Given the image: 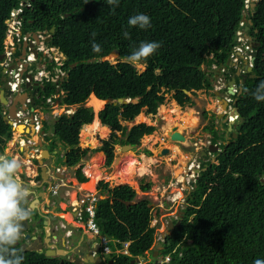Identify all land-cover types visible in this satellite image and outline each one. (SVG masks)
Listing matches in <instances>:
<instances>
[{"label": "trees", "instance_id": "1", "mask_svg": "<svg viewBox=\"0 0 264 264\" xmlns=\"http://www.w3.org/2000/svg\"><path fill=\"white\" fill-rule=\"evenodd\" d=\"M247 1L118 0L113 11L105 0H0V56L4 53L6 21L21 10L22 33L46 32L50 35L47 47L57 48L65 57L61 70L66 77L55 83L44 81L38 105L51 99L67 107L77 106L74 119V114L68 116L67 123L73 119L75 131H79L94 122L93 108L84 106L88 98L95 96L101 103L107 99L129 101L107 104L98 113L101 126L110 135L100 141L94 153H103L106 167L113 162L116 145L138 147L142 137L155 131L145 124L130 129L123 124L132 123L141 113L155 116L165 95L171 94L182 108L193 105L191 97L197 92L212 90L211 79L218 69L227 67L237 44L234 38L242 17L250 21L245 27L255 45V57L233 105L241 121L234 123L226 138L227 132L213 131L212 124L204 128L212 145L221 142L219 152L214 163L207 161L200 166L186 208L178 218L179 227L161 243L159 253L168 255L170 264H264V101L252 96L264 82V0H254L252 9L250 2L246 8ZM138 13L150 17V27L128 26L129 17ZM151 41L160 42L161 47L139 63L144 66L139 74L125 58L141 42ZM93 42L101 46L99 53L93 52ZM111 55H116L115 64L103 61ZM54 67L53 63L47 67L51 77ZM59 92L62 94L54 98ZM1 110L0 105L2 149L3 139H11V130ZM52 133V150L58 144L70 149L65 154L67 167L86 158L88 151L75 149L77 138L67 135L65 118L52 126ZM144 154L150 156L148 151ZM76 176L80 183L87 180L79 169ZM99 186L106 192V199L99 200L95 210L100 233L117 241L110 245L112 250H121L122 244L129 242L130 257L114 253L106 264H130L150 253L156 244V228L151 227L149 202H135L136 193L128 186L110 189L102 182ZM149 189V184L141 186L142 192ZM15 247L24 256L23 264H60L58 258ZM62 263L73 264L67 260Z\"/></svg>", "mask_w": 264, "mask_h": 264}, {"label": "clouds", "instance_id": "2", "mask_svg": "<svg viewBox=\"0 0 264 264\" xmlns=\"http://www.w3.org/2000/svg\"><path fill=\"white\" fill-rule=\"evenodd\" d=\"M253 2H255V1L254 0L250 1V3H253ZM105 4L107 6H112V10L114 11L115 10V6H118V0H105ZM13 13H17L14 21H19L20 22V31H19L20 32V34H19L20 37H19V41L16 44H14L13 49L11 51V54L7 55L5 57L6 52H8L7 54H9L10 49H11L9 47L8 43H7V40H6L7 39V31H6L5 39H4V42H3L4 53H3V55H1L3 57L0 60V67L2 68V77L0 79V95H2L3 92H5L4 85H6L7 89L10 90L11 92H13V94H14V95H11L8 98H5L8 106L11 105V102H12L14 97H15L16 101L18 100V98H19V94H18L19 85L22 83L21 80H23V82H26L27 84H31L33 82H37L39 85H41V87H43V82L44 81H51V82L55 83L56 80L62 79L63 77H66V73L61 70V67L63 66V63L65 61V57L63 56V54L61 52H59V50H57V48L48 47L49 49L55 51L56 54L59 55V62H55L54 58H51L48 63L49 64L53 63L55 65V67H54V74L55 75L53 77H51L50 76V71H48L49 72V76L47 78H43L42 79V83H40L38 81V79H37V76H38L37 74L38 73L37 72H32L30 70V68H31V65L36 64V62L42 61L44 54H43V48H40V44L43 45V43H44L46 45V43L49 42L50 35H47L46 32H42V33L37 32V33H33V34H30V33L23 34L22 33V26H21V19L19 17V14L21 13V10H17V11H15ZM11 20H12V17H11L10 20L6 21V25ZM127 24H128L129 27H139L140 29H146V28L151 26V21H150V17L148 15L143 14V13H138V14H135V15L129 17V19L127 21ZM245 24H246V22L244 23V22L241 21L239 29H238V31L236 32V35H235V38L237 40V33L238 32H242V34H243V36L245 38V43L238 42L234 38L235 42L237 43L235 47L240 46V45H242V46L243 45H248L250 47V50L247 51V52H244V54L241 55L242 58L237 63H234L229 57V60L227 62V67H224V68H221V69L217 70L214 78L217 80V83H219L221 85H222V82L224 81L223 78L224 77L226 78L231 73H235L236 70H237L236 75L238 74L240 76H246V73H248L247 70L249 68L252 69L253 62H251L252 58H251L250 54L252 52H254V49H252V45H251V44H254V43L252 42V40H251V42L248 41L249 37L246 34L247 31L245 32V28H247V27H245ZM240 27H242L241 30H240ZM7 30H8V26H7ZM32 36H35V38H32ZM124 36L125 37L128 36V32L127 31L124 32ZM42 38H47L48 41L42 42L41 41ZM23 45H25L24 53L22 52ZM160 47H161V43L158 42V41L141 42L139 44V47L134 49L132 51V53L129 56H127L125 59L130 64H138V63H140L142 61H145L150 56H152ZM92 50H93V52L99 53L102 49H101V46L99 44L93 42L92 43ZM33 52L36 53V56L34 55ZM44 60H46L45 57H44ZM103 61H107L106 58H104ZM44 63H45V61H44ZM58 63H60V64L58 65ZM19 67H21L20 71H18ZM31 69L33 70L34 67L32 66ZM55 69H58V70L56 71ZM212 70H216V68L212 67ZM240 76H236V79H240L239 83H237L236 80H235L236 87H234L235 84L232 85V86H229L230 87V91L234 94V96H230V95L227 96V95L224 94L222 96L223 98L221 99V96H219V93H213V97H216L215 99L218 102V104H219V102L225 101L226 102L225 106H226V105H228L227 102H232L231 100L236 98V94L238 93L239 89H241L240 86L242 84ZM2 79H3V81H2ZM220 89L221 88H219L218 92L222 91V89L221 90ZM205 92H209V91H205ZM252 96L258 102L264 101V82H261L257 86L255 91L252 92ZM170 99H171V96H170ZM121 100H123V99H121ZM123 101H125V104H127L129 102L127 100H123ZM172 101L175 102L174 100H172ZM51 102H53L51 99L46 100L45 103L40 102L42 104V107H43V113H45V112H46V114L51 113V110H52L51 106H50ZM102 102H103V107L97 112L96 115L94 114L93 109L91 107H88V108L92 109L93 120L95 119V117L98 118V113L104 108V106H105L104 101H102ZM233 102H235V100ZM55 103H57L56 104L57 106H59V104H60L57 101H55ZM44 104L48 105V107H45ZM0 105L5 107V108H7V105H2L1 103H0ZM62 106H64V105H62ZM65 107L66 108H70V107H74V106H70V107L65 106ZM85 107H87V106H85ZM224 107H222V108H224ZM232 112H236L237 113V111L234 108L232 109L231 113ZM2 113H3L2 116H3L4 122L6 124L9 123V124H7L8 126L10 125L9 127H10V130H11V134H10V138L11 139L9 140L10 141L9 144H19L21 142V140L19 138H20V135H21V133L23 131V127L22 126L16 127L14 123H10L9 115L4 116L5 112H2ZM231 113H230L229 116H227V118H224V123H222L221 126L223 127V125H226V128L228 129V123H232V125L230 127L231 131H232V126L234 125V123L237 122V121H241V119H239L238 115L235 116V115H232ZM142 114L145 117H147L144 113H141L137 118L138 119L139 118L143 119L144 116ZM219 115L220 114H217L216 116H219ZM45 117H46V115H45ZM148 117H153V116H148ZM220 118H222V117H220ZM98 120H99V118H98ZM135 120L132 123H126V124H123V125L126 126L128 129H130L132 126L138 125V124H145L146 126H152V125L147 124L145 121L144 122L141 121L140 119H139L140 122H138V123H136ZM55 123L54 122L50 123V125L53 126ZM99 124H100V121H99ZM19 127L22 128L21 131H20V129H18ZM85 127H87V126H85ZM100 127H102L100 129H103V128L106 129L109 132V135H110V131L107 128L101 126V124H100ZM152 127H154V126H152ZM226 128L224 129V131H221L219 133H223L224 134L225 131H226L227 133L225 134V136L227 134L231 133V131L226 130ZM171 130H168V131H171ZM79 131H81V130H79ZM176 131H177V128H176ZM33 132L35 133V135L32 134L33 137H35L38 140V144L39 145L35 144V147L37 148L38 151L41 150V153L46 152L49 156H50V154L52 152H55L56 154H57V152H60L57 155H58L59 159H60V157H61V159H60L59 164H55V167L53 169V172H55L54 174H56L57 171L60 170V168H63L64 166L68 170L69 169L71 170L74 167V166L73 167H67L64 164L65 160H66L65 159V154L68 151H70V149H66L65 150L60 144L57 145V149L56 150H52L51 149L50 140L53 138L52 128H51V132H48L46 130V126H45V129H43V127L41 125H39V126L36 125L35 126V130H33ZM152 134L149 135V136H144V137H142V139H147L148 137L152 136ZM180 134H182L185 137V142H186L187 141L186 136L182 132ZM233 135H234L233 138H235V134L234 133H232V136ZM118 136H120V135L118 134ZM165 137H166V139L168 141H170L166 135H165ZM101 140H104V139H100V141ZM175 143L179 144V145L182 144V143H178V142H175ZM220 143L221 142H218L217 145H212L211 144V137H209V138H207V145H204V146L200 147L198 149V152H200V151L204 152L205 149L207 147H209V146H218V150L215 152V153H218L219 152V144ZM140 144H141V141H140ZM40 145H42V147ZM78 145L79 144H77L76 147H78ZM124 146H129V145H124ZM124 146L116 145L114 147V152H113L114 153V159H113V162H114V160L116 158H119L118 156L117 157L115 156L116 155L115 151H118V149L120 151H123L122 148ZM76 147H75V149H76ZM98 147H100V143H99ZM98 147L96 146L95 148H90L89 145H88L87 148L82 149V150H87L88 151L86 158L89 159V157L93 158L97 154L103 155V153H101V152L94 153V150H96ZM130 147H132L133 149L136 148V147H133V146H130ZM133 149L131 151H133ZM82 150H80V151H82ZM62 151L64 152V154H61ZM90 151H93L94 155L89 154ZM145 151H148V150H142V153H141L143 155V159L150 158L151 157V153L148 151L150 153V156H147V155L144 154ZM162 152H164V150H162ZM165 153L167 155L168 154L169 155L174 154V155H171L172 157H174L175 155H178L179 151L177 150V148L173 147V148H170V150H165V152L163 154H165ZM215 153H212V154H215ZM189 156H192V158L194 157V163L190 164L189 166L187 164V166H188L187 171L189 173L188 177L190 178L189 181L190 182L193 181L192 182V185H193L194 182L196 181L199 173H200V166H202V164H200L199 161H201L202 157L199 156L195 152H192L191 155H189ZM103 159H104V166H105L106 159H105L104 155H103ZM33 161H35V160H33ZM42 161L44 162V160H42ZM113 162H112V164H113ZM112 164L109 167H107V168L108 169L111 168ZM21 168H22V162L18 158H7V157H5L3 155H0V264H23L24 256L21 254L20 250H18L15 246H18L22 250H28V251H33V252L39 253L40 249L36 250V247L39 244L41 245V251H42L41 254L45 255V253L48 252V251H54V252L61 251V253L65 252V254L62 253L60 256L49 257V258H58V259H60V262H63V260H67V261L72 262L73 264L75 262H77V261H80V264H83L82 261H83L84 258L80 257V253H85V252H89L93 256V258H95V259L96 258H100V262L99 263L95 262L94 264H106L107 261L110 260L109 257L112 254H114V253L130 257V254L128 252L129 242L122 244V249L121 250H118V249L112 250L110 245H113V246L116 245L117 241L109 239V238H107L106 236H104V235H102L100 233L99 227L95 223V216H94L93 222L95 223V225H96V227L98 229V236L103 238V239H105L107 241V247H108L110 253L105 254L104 251L102 250V247L99 244V242H100L99 238L96 237V236H93L91 234V232H89L87 230V228H86V223L88 221V217L84 213H81L79 216H77L75 211L72 210L73 207H74L73 204L76 202V199L80 195H82V196L83 195H94V196L97 197L96 194L84 193L82 191L79 194L75 195L74 202H72L71 204H68L62 210H60V209L55 210L51 214L50 208L44 205L42 211H40L41 209L39 207H34L33 204H32L34 196L30 192L31 191L30 187H28L26 184H24L18 177V173H19ZM43 169H44V167H43ZM78 169H76L75 172H77ZM108 169L106 170V173L108 172ZM112 169H113V167H112ZM81 174H82V176H84L83 172H81ZM136 174H137V176L142 175V174L138 175V173H136ZM194 177H195V179H194ZM28 180L31 181V179H28ZM47 181H49V178L47 179ZM77 181H78V179H77ZM87 181L88 180H86V182ZM35 182L38 183V182H41V181L39 179H37V180H34V183ZM46 182L42 183L41 184L42 186H40L39 189L34 190V191L41 190V192L45 194L46 191H47ZM104 184L108 185V182H104ZM182 184H183V182H182ZM119 186H128L131 189H133L129 184H123V185H119ZM98 187H100L99 184H98ZM115 187H118V186H115ZM58 190L59 189L57 188V186L54 185L50 189L49 192L47 191L48 195H49V200L53 201V199L58 195ZM100 192H103V191L100 190ZM140 192H142L141 191V187H140ZM145 192H147V191H144L142 193H145ZM37 201L40 202L38 198H37ZM98 201H99V198H98ZM96 205H97V203H96ZM149 207H150V210H151L150 216L152 218V221L154 219L157 220V211L156 210L158 209L159 212H160L161 209L163 208L162 205L158 206V207H156L154 205L152 207V206L149 205ZM95 210H96V206H95ZM95 210H94V212H95ZM152 211L154 212V216L153 217H152ZM179 214H181V212H179ZM66 215L71 218V221L67 220V218H65ZM52 218H54V219H52ZM176 219H177V221H175V222L176 223L179 222L178 218H176ZM36 221H37L38 225L36 224ZM170 222L173 224V226L176 224V223H174V221H170ZM170 222H168L167 225H166V233L165 234L161 233L160 236H162V237L159 240L157 239V236H159V235L157 234V231H156V244H155V247H152L151 252L150 253H146L144 257L135 258L134 260H136V259L138 260V263H135V264H151L150 263V256H151L152 260L154 261V264H170V262H171L170 257L168 255L163 256V255H161L159 253V251H161V248H162L161 247V243L163 242L165 236H168L169 233L171 232V231H169L167 229V226H168V224ZM154 224L151 227H155L156 228V225H154ZM22 225L25 226L26 229H25L24 232L21 233ZM174 227H173V229H174ZM46 228H47V231L49 230V232H50L49 237L51 235H56V236H59V237H63L66 240L64 242L65 243V247L69 246V249L65 248V247H62L61 250L60 249L59 250L58 249H54V248L47 249L45 247V244H43V242H42L43 241V237L45 235ZM78 230L79 231H82V230L87 231L89 234H91L95 238L96 241L94 240V246L93 247H90V246L88 247L87 245L84 244V242L82 243V242L78 241L79 238L77 237V233L76 234L74 233V232H76ZM29 231H32V234H30ZM27 232H29V234ZM38 233H40L39 238H36V237L31 238L30 237V236H35ZM21 235L24 237L25 243H21V241H20V236ZM26 236H28L27 240H25ZM29 240H32V243L30 245L26 244V242H28ZM69 240H71V241H69ZM72 243L75 244V246H74V248L71 251L70 248L73 245ZM34 244H35V246L33 247V249L30 250V248H32V246ZM158 244L160 245V249H156V245H158ZM86 247H88L89 249L86 250L85 249ZM124 252H126V254H124ZM155 253H156V257L153 258V254H155ZM110 264H112V262Z\"/></svg>", "mask_w": 264, "mask_h": 264}, {"label": "rangeland", "instance_id": "3", "mask_svg": "<svg viewBox=\"0 0 264 264\" xmlns=\"http://www.w3.org/2000/svg\"><path fill=\"white\" fill-rule=\"evenodd\" d=\"M9 23H11V21H9L8 24ZM41 41L46 42L47 38H42ZM238 42L240 41L238 40ZM40 48H43V54H44L43 59L42 61L36 62V64L31 65V68L33 66L34 69L32 70L30 68V70L32 72L38 73L37 79L40 83H42V79L47 78L49 76V72L47 70V67L49 65L48 62L50 61L51 58H54L55 62H59V55L56 54L55 51L49 49L44 43L43 45L40 44ZM7 53L8 52H6L5 57L8 55ZM44 57L46 58V60H44ZM106 60L111 64H115L117 61L115 55H111L107 57ZM59 64L60 63H58V65ZM133 66L139 74H141L144 71V66H142L139 63L133 64ZM55 70L57 71L58 69ZM236 73L237 70L235 72V76ZM211 80H212L211 81L212 90H210L209 92H205V91L197 92L196 96L192 97L193 105L191 107H183V108L179 107L175 102H173L170 99L171 94H169V95H165L164 97L165 101L163 105H161L158 108L155 116L145 117L142 114L146 118V123L154 126L156 130L152 134V136L148 137L147 139H142L140 146L133 149V151L131 152L129 150L120 151L119 149L118 151H115L116 154L115 156L116 157L118 156L120 158L119 159L120 161L123 160L124 158L123 155L125 156V154L127 153H130L133 156V158L130 159V162L127 161V163L124 165L125 168L124 171L127 174V178L123 180L122 183H117L114 181L112 182L105 179L107 176L106 170L108 168L104 166V159L103 162L98 164L99 166L97 172L100 173L101 176V179L99 181L103 183L108 182L109 188L123 184H129L133 188V190L137 192L135 202L146 199L149 202V205H151V203H153L154 206H159L161 205L160 203L163 204L162 206L163 208L161 209L160 212L158 209L156 210L157 220L155 224L154 221L151 222V226L153 224L156 225L157 228L156 231L157 234L159 235L157 236L158 240L162 237L160 236L161 233L162 234L166 233L167 223L170 221H174V222L177 221L176 218H179L181 216L179 212H181L186 208L187 203L185 197L188 195L189 192L192 191V182H193V181L192 182L189 181L190 178L188 177L189 173L187 171V168L190 164L194 163V157L192 158V156L189 155H191L192 152H195L199 155L198 149L204 145H207V138L211 137L210 133L205 131L204 128L212 124V129H214L213 131L217 133L224 131L223 127L222 130H220V125L222 124V121L216 116L217 114H221L224 108L219 106L218 102L213 97V93H219V96L222 97L223 94H221V92L224 91V89H222L221 92H218L219 88H223V86L217 83V80L215 78H212ZM58 94H62V93L61 92L57 93L54 96V98H57ZM94 100H95L94 98L93 99L88 98V100L84 103V106L92 107L93 112L96 115L97 112L103 107V104L94 107L96 105L94 103ZM56 104L57 103L55 102L50 103L52 109L51 113H48L46 117L43 118L44 121L48 120L46 121L45 124L46 130L48 132H51V128H52V125H50V123L53 122L55 123L60 118L64 117L67 135L74 136L77 138L79 144L78 145L79 148L76 147L77 150L85 149L88 147V145H91L90 148H95L96 146L98 147L100 143V139H105L108 137L109 132L106 131L102 133L100 129L101 128L100 125L98 123L96 124L93 122L94 125H96V128L95 129L93 128L94 130L92 133L91 140L86 139L85 135L87 134L86 132L87 129L83 128L81 131H75V128L73 126V119L78 107L74 106V107L66 108L65 106H62L60 104L59 106H57ZM72 112L74 115L71 124H69L67 123V119L69 114H71ZM169 117H171L174 120L173 123H170V121L167 120V118ZM135 122L138 123L140 122V120L136 118ZM170 125H172V128L175 127L177 128V130L180 129V131H182V133H184L188 137L185 143L179 145L170 142L166 139L165 132L169 130ZM173 147L177 148V150L179 151L178 155L172 157L171 155L174 154L171 155L169 154L167 155L166 153L163 154L165 150H170V148ZM77 150L75 151L77 152ZM142 150H148L151 153V157L148 159L145 158L146 160L143 159V155L141 154ZM162 150H164V152H162ZM53 153L54 152H52L51 154L52 157H54L55 164H59L61 157L59 159L57 154H59L60 152H57V154L54 156ZM61 154H64V152L62 151ZM89 154H94V153L93 151H90ZM90 158L91 157H89V159L86 158L85 160L81 161L76 166H74L69 172V174L73 176L75 170L78 168L79 170H81V172H83V170L85 171L86 168L90 167L94 163L92 162L94 158L91 159ZM118 162L113 167V170H115L116 167L119 165ZM142 166L146 170V173L142 175L138 174L139 176H137L136 173H139L138 171L141 169ZM148 183L150 185L149 191L145 193L140 192V187ZM81 186L80 189H82ZM85 186H83L85 190L83 191L84 193L92 192L91 194H94L95 186L91 191L85 188ZM77 187L78 186H73V184H71V186L69 187L71 200L72 198L73 199L75 198L74 196L77 193ZM100 190L101 189L99 190L97 189V194L99 193H101L102 195L106 194L105 191L100 192ZM160 195L163 196L162 200ZM153 216H154V212L152 211V217ZM66 217H68V219L71 221V218L69 216L66 215ZM150 263L154 264V261L152 260L151 256H150Z\"/></svg>", "mask_w": 264, "mask_h": 264}, {"label": "crops", "instance_id": "4", "mask_svg": "<svg viewBox=\"0 0 264 264\" xmlns=\"http://www.w3.org/2000/svg\"><path fill=\"white\" fill-rule=\"evenodd\" d=\"M72 114H73V112L71 114H69V116L72 115ZM94 121H96L99 124V120H98L97 117H95ZM85 128H87V127H85ZM186 138H188V137L186 136ZM35 140H36L35 144L39 145L38 144V140L37 139H35ZM31 141H33V139ZM9 151H10V149H9ZM102 156H101V159H102ZM12 158H18L22 162V168L20 169V171L18 173V177L24 184H26L28 187H30V190H31L30 192L34 196L32 204H33L34 207H39L41 209L40 211H42L44 205L50 208L51 214L55 210H58V209L62 210L63 206L65 207L68 204H71L72 202H74L73 198L71 200V196H70V193H69L70 192V188L69 187L71 186V184H73V186H78L77 187V193L75 194V195H77L80 192L85 191L83 186H85L87 183H89V182H85V183H82V184L79 183L77 181L76 172L73 174V176L70 175L69 172L71 170L70 169L69 170L66 169L65 166L63 168H60V170H58L57 173L54 174L55 172H53V169L55 167V162H54L55 160H54V157H52V154H50L49 157H47V154H45V153H41L40 156H38V155L30 156V155L27 154V151H24V153L22 155H20L18 153H15V155ZM32 159H34L36 161V164H38V168L40 169L39 174H38V171L35 172V168H33L32 165H31ZM42 160H44V162ZM40 162L42 163V167L39 165ZM101 162H102V160H101ZM43 167H44V169H42ZM83 175L88 180V178H87L88 176H86L84 170H83ZM31 177H33V178H31ZM48 178H49V181H47ZM28 179H31V181H29ZM37 179L41 180V182H38V183L35 182L36 183L35 184L34 180H37ZM44 182H46V184H47L46 188H47L48 192L50 191V189L54 185L57 186V188L59 189L58 190V195L53 199V201L49 200V195H48L47 191H46L45 194L42 193L41 190L34 191V190L39 189V187L42 186L41 184L44 183ZM99 183H100V181H98L97 184L95 185L94 194L97 195V198H99V200H105L106 199V194L103 195V196H102L101 193L97 194V189L98 190L101 189V187H98ZM79 185L80 186L82 185L81 186L82 189H80ZM112 188L113 187H111L110 189H112ZM87 193H89V192H87ZM91 193H89V194H91ZM136 195H137V192H136ZM37 198L39 199L40 202L37 201ZM162 199H163V196H161V200ZM160 204L163 206L162 203H160ZM152 205H153V203H151L150 206H152ZM161 205H159V206H161ZM156 207H158V206H156ZM74 233L75 234L77 233V237L79 238L78 241H80L82 243L84 242V244L87 245L88 247L89 246L90 247L94 246L95 238L91 234H89L87 231H84V230L79 231L78 230V231H76ZM49 235H50V232H49V230L47 231V228H46L45 235H44L45 238L43 237V241L42 242H43V244H45V247L47 249L54 248V249H58V250L60 249L61 250L62 247H65V243L64 242L66 240L63 237H59V236H56V235H51L49 237ZM69 241H71V240H69ZM74 246H75V244H73L71 246V248H70L71 251L74 248ZM88 247H86L85 249L88 250L89 249ZM65 248L69 249V246L68 247L66 246Z\"/></svg>", "mask_w": 264, "mask_h": 264}, {"label": "flooded vegetation", "instance_id": "5", "mask_svg": "<svg viewBox=\"0 0 264 264\" xmlns=\"http://www.w3.org/2000/svg\"><path fill=\"white\" fill-rule=\"evenodd\" d=\"M233 78H235L237 83L240 82V79H236L235 73H231L226 78L224 77L223 78L224 81L222 82L223 88H221V89H224V91H222V92L220 91L221 94H223V95L225 94V95L229 96L228 95V92L230 90L229 81ZM21 82L22 83L19 85V92H18V94H19L18 101H21V102H16L14 104V110L12 111V112H14V117L9 118L10 123H14L16 127H18V126L23 127V131H22L20 138H19L21 140V142L19 144H11L10 145L9 144L10 141L9 140L5 141V138H4L3 141L5 142V145H4V148H2V149H1L2 144L0 143V155H3L5 157H9V158H12L15 155V153L22 155L24 153V151H27V154L30 156H32V155L33 156L34 155L40 156L41 150L38 151L37 148L35 147V142H36L35 139L36 138L33 137L32 134L35 135L33 130H35L36 125H38V126L41 125L43 127V129H45V123L47 121V120L45 122L43 121L44 120L43 118H45V115H47V114H46V112H45V114L43 113L42 104L40 103V105H38V103L36 102L41 97V94H39V90H41V88H42L41 85H39L37 82H33L31 84H27L26 82H23V80H21ZM234 87H236V84ZM214 98H216V97H214ZM222 98L223 97H221V99ZM14 100H15V97L13 98L11 105H12ZM234 100H235V98L231 100L232 102H227L228 105H226V106H225V103L219 102V106H221V107L225 106L223 109V112L219 116H217V118L221 119L222 123H224V118H227V116L230 115V113L233 109V105L235 103V102H233ZM11 105L10 106L7 105V108L1 106L2 107L1 114H3L2 112H5L4 116H7L10 113ZM220 117H222V118H220ZM221 125H220V130H222ZM18 129H20V131L22 130L21 127H19ZM226 130H227V128H226ZM225 138H226V136H225ZM32 139H33V141H31ZM9 149H10V151H9ZM204 152L207 155L205 157H202L201 161H204V163L202 165H204L207 161L214 163L215 159H216L215 154L209 153L208 147L205 149ZM201 154H202V151L199 152V156H201ZM91 155H94V154H91ZM33 160L34 159H32L31 165L33 168H35V172L38 171V174H39L40 169L38 168V164H36V161L34 162ZM87 182H89V178H88ZM189 194H190V192L185 197V200L189 196ZM36 224H37V221H36ZM29 232H30V234H32V231H29ZM29 232H27V233L29 234ZM39 236H40V233H38L35 236H30V237L31 238H34V237L39 238ZM20 241H21V243H25L24 237L22 235L20 236ZM31 243H32V240H29L28 242H26V244H29V245Z\"/></svg>", "mask_w": 264, "mask_h": 264}, {"label": "water", "instance_id": "6", "mask_svg": "<svg viewBox=\"0 0 264 264\" xmlns=\"http://www.w3.org/2000/svg\"><path fill=\"white\" fill-rule=\"evenodd\" d=\"M255 7V4L254 3H252V5L250 6V9H252V8H254ZM242 22H248V24L250 25V21H248L247 19H246V16H243L242 17ZM242 29V27H240V30ZM247 29L248 28H245V32L247 31ZM50 33H53V29H51L50 30ZM32 38H35V36H32ZM235 40H236V38H235ZM48 41V40H47ZM248 41L249 42H251V39L250 38H248ZM252 45V49H254L255 48V45L254 44H251ZM24 48H25V45H23V50H22V52L24 53ZM34 53V55L36 56V53L35 52H33ZM251 62H253V60H254V57H255V53L254 52H252L251 54ZM2 57L3 56H1L0 57V60L2 59ZM248 73H250L251 72V68H249L248 70ZM236 76H240V75H236ZM240 78H241V83L243 84L244 83V80L246 79V76H240ZM2 81H3V79H2ZM235 84V79L233 78V79H231L230 80V82H229V86H232V85H234ZM4 90H5V92H3L2 93V95H0V103L2 104V105H7V102H6V100H5V98H8V97H10L11 95H14L13 94V92H11L10 90H8L7 89V86L6 85H4ZM241 92H242V89H239V91H238V93L236 94V97H238V96H240V94H241ZM228 95H230V96H234V94L229 90V92H228ZM220 99V98H219ZM16 102H21V101H16V100H14L13 101V103H12V105H11V109H10V113L14 110V104L16 103ZM33 102V101H32ZM223 103H225L226 104V102L225 101H223ZM104 104L105 105H107V104H113V105H116V104H125V101H123V100H121V99H119V100H117V101H112V100H110V99H107L106 101H104ZM8 114L9 115V117L10 118H13L14 117V112H12L11 114ZM232 115H235V116H237L238 114L236 113V112H232L231 113ZM7 124H9V123H7ZM231 125H232V123H228V130L229 131H231ZM10 126V125H9ZM165 135L168 137V139L171 141V142H178V143H184L185 142V137L182 135V134H180L179 132H177L176 131V128H173L171 131H167L166 133H165ZM233 137H234V135H233ZM41 147H42V145H40ZM89 147H90V145H89ZM133 148L132 147H130V146H124L123 148H122V150H129V151H131ZM218 150V146H209L208 147V152L209 153H215L216 151ZM43 153H45V154H47L46 152H43ZM56 153L54 152L53 153V155H55ZM207 154L205 153V152H202V154H201V157H205ZM47 157H49V155L47 154ZM7 158H9V157H7ZM118 160H119V158H116L115 160H114V162H113V164H112V167H114L115 165H116V163L118 162ZM200 162V164H203L204 163V161H199ZM39 165L42 167V163L40 162L39 163ZM112 167L111 168H109L108 169V171L110 170V169H112ZM43 169V168H42ZM127 205H129V204H127ZM52 219H54V218H52ZM175 227H179V222H177L175 225H174ZM173 224L170 222L169 224H168V226H167V229L169 230V231H172L173 230ZM25 229H26V227L25 226H23L22 225V231H21V233L22 232H24L25 231ZM28 239V236H26L25 237V240H27ZM35 246V244L32 246V248H30V250H32L33 249V247ZM37 249H40V251H39V254H41L42 253V251H41V245L39 244L37 247H36V250ZM156 249H160V245L158 244V245H156ZM62 253H64L65 254V252H62ZM61 255V251H56V252H54V251H48V252H46L45 253V256L46 257H55V256H60ZM80 257H83L84 259H83V264H94L95 262H100V258H93V256L89 253V252H85V253H80ZM154 257H156V253L155 254H153V258ZM111 263V262H110ZM135 263H138V260L136 259V260H134V261H132L130 264H135ZM60 264H62V262H60ZM74 264H80V261H77V262H75Z\"/></svg>", "mask_w": 264, "mask_h": 264}, {"label": "built area", "instance_id": "7", "mask_svg": "<svg viewBox=\"0 0 264 264\" xmlns=\"http://www.w3.org/2000/svg\"><path fill=\"white\" fill-rule=\"evenodd\" d=\"M250 1L248 0L246 2V8L248 6V3ZM17 13H12L11 17V23H7L8 30H7V43L9 45L10 52L8 55L11 54V51L13 49L14 44H16L19 41V34H20V22L19 21H14ZM240 41L242 43H245V38L242 34V32L237 33V41ZM250 50V47L248 45H240L237 46L233 49L232 54L230 55V59L234 62L237 63L242 57L241 55L244 54V52H247ZM249 58V57H248ZM21 67L18 68V71H20ZM98 201V198L94 195H80L77 199L76 202L73 204V211H75L76 215L79 216L81 213H84L88 217V221L86 223V228L93 236H96L99 238V244L102 247V250L104 251L105 254L110 253L109 249L107 247V241L101 237L98 236V229L93 222V218L95 216V206ZM154 223L156 220H153ZM126 254V252H124Z\"/></svg>", "mask_w": 264, "mask_h": 264}, {"label": "bare ground", "instance_id": "8", "mask_svg": "<svg viewBox=\"0 0 264 264\" xmlns=\"http://www.w3.org/2000/svg\"><path fill=\"white\" fill-rule=\"evenodd\" d=\"M90 98L93 99L94 97H90ZM94 103L96 104L94 107H96L97 105L100 106L101 104H103V103H101L99 101L97 102L96 99L94 100ZM163 114H164V112H163ZM139 119L141 121H143V122L144 121L146 122V119L144 117H143V119L142 118H139ZM167 120H169L170 123H173V121H174L171 117L167 118ZM94 123L97 124L96 121H94ZM94 123L92 124L93 126L91 125L90 127H87L86 128L87 129V131H86L87 134L85 135V138L88 139V140L89 139L91 140L93 130L96 128V125H94ZM171 129H172V125H170V127H169V130H171ZM177 132H182V131H180V129H178ZM123 157L124 158H123L122 161L118 160L119 161L118 162L119 165L117 166L118 168L116 167L115 170L110 169L107 172V176L105 178L106 180L112 181V182L114 181V182H117V183H122L123 180H125L127 178V174L124 171V169H125L124 168V165L127 163V161L130 162V159L133 158V156L130 153H127V154H125V156L123 155ZM100 159H101V156L99 154H97L96 156H94V159L92 161L94 163L90 167L86 168L85 171H84L85 173L87 172L86 174L88 175V178L90 180L89 183L85 186V188L89 189V191L93 190V188L96 185V183L101 179L100 173L97 172V169H98V166H99L98 164L101 163V160ZM138 172H139L138 174H145L146 173V170L142 166L141 169ZM65 218H67V220H69L68 217H65Z\"/></svg>", "mask_w": 264, "mask_h": 264}]
</instances>
